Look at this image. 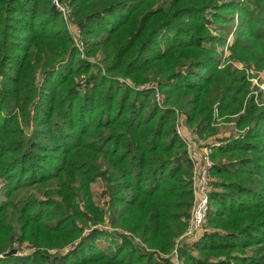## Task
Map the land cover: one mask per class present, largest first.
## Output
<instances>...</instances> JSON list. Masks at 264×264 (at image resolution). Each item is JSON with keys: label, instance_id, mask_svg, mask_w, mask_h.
<instances>
[{"label": "trees", "instance_id": "16d2710c", "mask_svg": "<svg viewBox=\"0 0 264 264\" xmlns=\"http://www.w3.org/2000/svg\"><path fill=\"white\" fill-rule=\"evenodd\" d=\"M54 2L0 0V255L32 244L0 264H171L193 203L175 112L205 136L216 110L238 134L214 145L210 229L182 255L264 264V107L217 50L233 33L227 60L264 70V0H59L73 20Z\"/></svg>", "mask_w": 264, "mask_h": 264}, {"label": "rangeland", "instance_id": "374dc122", "mask_svg": "<svg viewBox=\"0 0 264 264\" xmlns=\"http://www.w3.org/2000/svg\"><path fill=\"white\" fill-rule=\"evenodd\" d=\"M54 4H56V6L58 7L60 11L65 13L66 16L67 15L70 16L71 19L73 20L72 10L70 7L61 4L59 0H55ZM67 26H68V29L71 30V32L73 33L75 37V47L77 48L80 56L90 61L92 65H94L95 67H98L101 70H105V64L103 62L102 55L100 53H98L97 55H92L90 54V51H88L89 46L86 43L84 34L82 32L80 33L79 29L74 24H71L70 20L67 21ZM232 40H233V33H230L227 38V44H225V46L223 47L222 45L218 46L217 50H220V52H222L223 54L222 62L227 63V64L228 62L229 63L231 62L235 66H237L238 69L246 72V77L248 81L250 82V93L247 95V100L248 98L253 97L254 101L259 105V107L261 106L264 107V70H257L255 69L254 66L248 67L238 60H227L231 54V51L229 49V44L232 42ZM126 80L129 81L130 84H132L131 79L127 78ZM151 84L152 83L141 84L140 88L141 87L142 88L151 87L152 86ZM155 94H156V99L158 100V102L163 103L164 97L159 89L156 90ZM175 114H176V125H175L176 133L178 134L179 138H181L182 141H184L185 148L188 150V152L190 151L191 155L194 152H196V159L195 161H193V169H192L190 176H188L189 180L191 181V185H192L193 203H192V207L189 212L190 218L186 219V226H185L184 231L177 238L176 244L174 245V247L169 252L162 253V254L172 259L171 264H186L185 257L182 255V248L187 243L189 244L192 242H196L202 237V235L200 234H198L197 237L189 236L187 235V231H188V228L191 222V217L193 215V208L196 202L195 191L199 190L200 186L202 185V183L200 182V178L203 177L202 172L204 171L205 167L203 166V162L201 160H205L204 150L207 145L216 144L219 141V139H225L227 137L232 136V134H238V133H237V127H236L235 121L224 122L222 118L218 117L217 110L215 111V115H216L215 120L212 123L213 128L214 129L216 128L217 131L213 134H206L207 136L206 135L203 136L194 130L195 128L191 126L188 122V117L186 113L177 111L175 112ZM240 132L241 131H239V133ZM225 156L226 155H219L218 153L216 155V152L214 150V145L208 146V158L210 161L213 162L210 168V171H209V184L211 188L208 186L209 184L207 185V187H209V193L213 190L212 182L214 178H216V176L214 175L213 167L215 166L216 162L220 160L227 161L228 158ZM217 177H219L218 174H217ZM103 187L104 186L101 183V181L95 182L92 184V192L94 194V200L100 203L99 205H101L102 209L105 207L107 210L108 206L106 205L107 203L105 201L109 200L110 197H108L106 194L104 195ZM208 208H209V211L207 214V222L205 226L207 225L206 228L209 230L210 227L208 223V220H209L208 218H209V213H210V200H209ZM107 219L105 223H103L104 225L100 224V226H103L106 229L114 230V228H112L110 225H107L108 223ZM78 224L80 223L78 222ZM117 231L120 233L125 232L128 235H133L135 236V239L138 241L140 239L139 237L136 236L135 233H132L131 231L123 229L121 227H118ZM102 241H103L102 244H100L99 242L100 247L107 250L106 246L108 245V242L106 240H102ZM12 249L17 250V253L13 255L25 254L26 252H30L32 250V244L28 241L25 242V244L21 248V252H19L18 247H14ZM240 252L247 254V255L251 254L250 250L243 251L242 249H240ZM3 255L4 254L0 255V257H3ZM109 255H111V253H109Z\"/></svg>", "mask_w": 264, "mask_h": 264}, {"label": "built area", "instance_id": "2783aa9c", "mask_svg": "<svg viewBox=\"0 0 264 264\" xmlns=\"http://www.w3.org/2000/svg\"><path fill=\"white\" fill-rule=\"evenodd\" d=\"M219 142L212 145H218ZM211 144L207 145L204 150V159L201 160L203 162V166L205 167L204 171L202 172V178H200V182L202 185L200 186L199 190L195 191L196 202L193 208V215L191 217V222L187 231V235L197 237L198 234L202 235L204 226L207 222V214L209 211L208 205L210 200V193H209V171L212 166V161L208 158V146H212ZM190 158L195 161L196 159V152L192 155L189 151ZM209 184V185H208ZM207 185L209 187H207ZM211 188V187H210Z\"/></svg>", "mask_w": 264, "mask_h": 264}, {"label": "water", "instance_id": "95a60500", "mask_svg": "<svg viewBox=\"0 0 264 264\" xmlns=\"http://www.w3.org/2000/svg\"><path fill=\"white\" fill-rule=\"evenodd\" d=\"M52 9L54 11H58L59 10L58 7L56 6V4H53ZM16 253H17L16 249H11L8 252H6L3 256H11V255L16 254Z\"/></svg>", "mask_w": 264, "mask_h": 264}]
</instances>
